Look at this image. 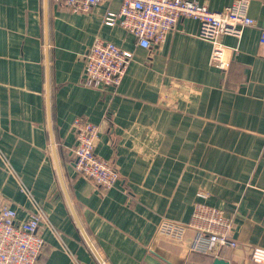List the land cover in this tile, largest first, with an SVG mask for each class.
I'll use <instances>...</instances> for the list:
<instances>
[{"label":"crops","instance_id":"crops-1","mask_svg":"<svg viewBox=\"0 0 264 264\" xmlns=\"http://www.w3.org/2000/svg\"><path fill=\"white\" fill-rule=\"evenodd\" d=\"M219 12L235 0H190ZM122 0L73 12L56 0H0V200L24 220L41 209L38 264H253L264 249V0L241 38L221 36L227 67L211 64L200 25L181 19L160 47L104 24ZM133 54L116 91L83 85L96 40ZM99 127L95 154L119 173L102 191L74 169L73 124ZM10 166L14 173L9 171ZM196 204L233 218L238 246L192 252L169 238Z\"/></svg>","mask_w":264,"mask_h":264},{"label":"built area","instance_id":"built-area-1","mask_svg":"<svg viewBox=\"0 0 264 264\" xmlns=\"http://www.w3.org/2000/svg\"><path fill=\"white\" fill-rule=\"evenodd\" d=\"M73 12H87L107 0H56ZM251 0H235L222 11L215 12L206 5L190 0H122L119 13L107 12L104 24L119 25L145 49L160 47L167 36L176 29L181 19H193L200 25V37L213 46L211 64L217 68L227 67L226 55L238 48L222 46L221 36L241 38L243 30L256 25L249 16ZM259 45L264 48V29L260 30ZM133 54L117 45L96 40L85 57L83 85L105 91H116L120 86ZM77 144L74 148V169L83 177L94 182L102 191L114 188L119 173L110 160L95 154L99 140V127L87 120L78 119L73 124ZM9 171L14 173L8 165ZM45 216L37 208L28 218L18 220L16 210L0 200V264H38L45 241L38 234ZM233 218L224 211L196 204L188 223L164 220L159 232L169 238L181 239L188 230L194 233L190 250L195 253L216 256L223 248L238 246L233 238ZM253 264H264V249H252Z\"/></svg>","mask_w":264,"mask_h":264},{"label":"water","instance_id":"water-1","mask_svg":"<svg viewBox=\"0 0 264 264\" xmlns=\"http://www.w3.org/2000/svg\"><path fill=\"white\" fill-rule=\"evenodd\" d=\"M213 264H229V262L220 258H215Z\"/></svg>","mask_w":264,"mask_h":264}]
</instances>
